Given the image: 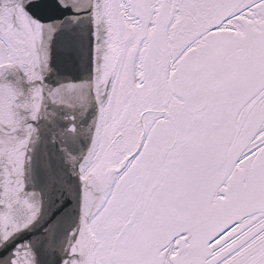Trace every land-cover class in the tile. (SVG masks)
Here are the masks:
<instances>
[{"label": "snow or ice", "instance_id": "snow-or-ice-1", "mask_svg": "<svg viewBox=\"0 0 264 264\" xmlns=\"http://www.w3.org/2000/svg\"><path fill=\"white\" fill-rule=\"evenodd\" d=\"M0 264H264V0H0Z\"/></svg>", "mask_w": 264, "mask_h": 264}]
</instances>
